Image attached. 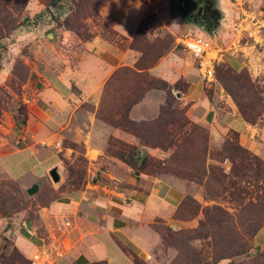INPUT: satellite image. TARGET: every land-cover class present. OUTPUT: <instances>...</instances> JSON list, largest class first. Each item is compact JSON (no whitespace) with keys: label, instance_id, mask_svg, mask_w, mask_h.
Segmentation results:
<instances>
[{"label":"crops","instance_id":"0c3cea01","mask_svg":"<svg viewBox=\"0 0 264 264\" xmlns=\"http://www.w3.org/2000/svg\"><path fill=\"white\" fill-rule=\"evenodd\" d=\"M217 1L221 19L212 32H201L180 18H173L178 23L176 26L197 30L209 37L219 62L236 71L246 68L253 77L264 75V0ZM244 8L253 12L260 22L255 32L250 23L240 27ZM154 10L143 0H108L100 14L122 41L128 43L141 21ZM244 28L248 30L243 31ZM67 36L60 41L65 46V57L47 44L54 53L27 82L35 96V106L26 121L25 137L11 150L0 153V172L17 180L22 188L40 183L52 167L61 166V154L71 155L69 148L60 153L62 141L68 137L71 142L82 145L89 176L80 188L66 191L60 198L39 206L29 219L30 230L25 226L28 219L17 224L9 231L11 241L27 260L43 244L58 242L63 256L55 264L100 261L134 264L123 246L152 264L155 250L161 244L157 224H169L173 220L176 207L187 193V184L168 174H136L132 166L106 153L110 137L129 144L138 142L132 134L95 116L107 80L121 67H135L138 53L100 34L88 40L75 38L68 32ZM189 56L191 60L181 59L172 50L149 68V72L167 83L184 79L188 83L185 97L191 103V117L215 132L236 131L240 143L253 150L254 127L237 113L228 99L217 104V98L211 100L205 94V84L192 63L195 60ZM193 79L202 81V90L195 99L190 90ZM216 95L222 97L220 92ZM163 101V90L147 91L129 109L128 116L135 121L150 118ZM85 104L91 107L86 108ZM39 142L44 144L38 145ZM24 151L27 153L23 157ZM217 264L227 263L221 260Z\"/></svg>","mask_w":264,"mask_h":264},{"label":"rangeland","instance_id":"374dc122","mask_svg":"<svg viewBox=\"0 0 264 264\" xmlns=\"http://www.w3.org/2000/svg\"><path fill=\"white\" fill-rule=\"evenodd\" d=\"M143 1L155 8L144 18L140 28V37L135 43L136 48L143 53L134 49L139 56L135 67H125L127 69L121 67L117 75L109 80L103 90V98L101 97L99 101L95 116L112 127L132 134L138 140L137 144H129L110 137L106 146L107 154L119 158L118 153L126 150L127 164L132 166L134 173L137 171L138 174L143 172L153 176L168 174L187 184L188 189L185 197L190 198L191 202L186 205V209L184 207L178 213L175 211L173 220L169 224H157L159 233L165 231H160L159 228H165L169 235L173 233L176 236L174 235V238L168 236L167 242L161 238V244L153 255L152 264H170L182 250H179V247L186 246L189 249H185L187 250V252L184 251L185 256L191 254L190 250L194 248L197 250L211 249L215 243L217 250L226 251L223 256L231 255V257L222 259L227 264H264V223L253 236H251V231L254 228L252 222L245 223L242 228L239 224V221H245L250 213L254 215L260 211L258 201L259 196L264 195V187L260 188L259 184L263 182L256 181L255 185L248 186L240 177H230L231 163L223 156L222 148L228 139H232L234 130L215 132L209 126L194 120L189 112L190 101L186 99L185 95L180 96L178 92L179 88H183L182 83H179V87L176 86L178 89L174 87L177 82L167 83L170 89H149V91L154 89L164 91V101L158 112L152 117L136 122L135 127L125 123L127 121L124 120L125 115L122 118L123 122L117 121L126 112L127 102L147 91L148 81L160 79L150 74L149 68H146L152 65L150 63L156 55L160 53L164 56L173 50L181 56V59L191 60L190 54L176 43L177 36L190 31L181 25L176 26L178 23L173 18L181 19V17L171 7L170 0ZM77 3L78 0L60 2L55 0H0V153L11 150L13 145H17L16 142L25 137L26 121L35 106V96L30 92L31 88L27 82L33 75H37L36 71L42 70L49 56L54 53L47 48V44L55 48L56 52L62 53L63 58L66 55V50L60 41L65 36L69 37L67 32L81 40L100 34L107 39L111 37L121 47L130 46L133 38L126 43L122 41L121 37L110 36L109 31L113 28L101 16V9L97 16L87 15L85 13L87 10L80 8ZM70 25L75 31L78 30V33L69 30ZM104 26H107V29H104ZM191 31H194L192 33L195 35L205 36L199 33L200 31L194 29ZM192 63L197 66L195 61ZM243 69L251 79L249 82L255 85L256 95L247 91L246 88L239 90L234 85L232 91L235 98L225 89L223 82L219 79L213 83H206L202 80L205 84L204 91L211 100L214 97L217 98V104L228 99L238 114H240L239 103L243 102H246L247 108L258 113L255 123H249L254 127L255 134L252 140L255 146L253 150L249 148L247 150L264 161V75L253 77L252 72L250 73L246 68ZM179 81L186 82L184 79ZM202 81L199 79L191 81L190 90L194 99L199 96L202 90ZM243 81L248 84V80ZM156 86L161 87V83L157 82ZM219 92L222 97L216 95ZM83 106L91 107L87 104ZM105 118L110 121H105ZM134 133H137L138 136ZM120 142L126 146L121 145ZM238 142L240 143L239 137ZM40 144L42 145L44 142H39L38 145ZM65 148L71 149V155L65 157L61 154L60 156L61 166L58 169L61 181L53 183L47 174L46 179L40 181L39 190L32 196L26 193V188H22L17 180L13 182V178L0 172V200L3 199V196L7 198L12 196L19 200L18 211L9 216H0V264H27L16 256V248L11 241L9 231L11 229L13 231L17 224H22V220L32 219L39 206L46 205L60 198L62 193L75 188V185H72L73 182L80 186L83 184L84 178H88L82 145L78 142H71L67 137L62 141L60 153L64 154ZM21 153L24 157L23 154L27 152ZM206 153V169L208 166H213L217 171L222 169L221 171L227 174L218 175L221 185L210 177L209 172L208 177H203L201 182L198 179L188 180L179 174L190 168L191 164H195L200 172V165L202 166V159ZM210 153L216 160L209 158ZM17 155L20 157L19 154ZM144 158H147V164L142 166ZM91 177L92 174H90ZM21 179L24 182L25 175ZM230 179L237 181L235 187L231 186ZM11 185L17 188L16 191ZM222 186L227 190L221 188ZM239 187H245L249 191L244 194L247 196L244 202L252 200L256 202L254 206H245L244 202L240 203L236 196L231 194V190H238ZM220 209L223 213H219ZM216 215L226 219L225 225L229 229L228 232H231L230 228H234V226L239 232L240 236L236 238L233 236L231 249L228 250L227 246L231 242L221 243L218 237L214 239L209 237L205 240L195 239L191 242L188 241L187 244L183 241L193 230L203 232L205 228L213 225ZM212 229H217V227ZM195 234L193 233L192 236ZM241 246L242 248L246 246L248 251L236 254V249L240 250ZM208 261L212 262L213 260L209 258Z\"/></svg>","mask_w":264,"mask_h":264},{"label":"trees","instance_id":"16d2710c","mask_svg":"<svg viewBox=\"0 0 264 264\" xmlns=\"http://www.w3.org/2000/svg\"><path fill=\"white\" fill-rule=\"evenodd\" d=\"M55 1L60 2V1H65V0H55ZM107 1L108 0H78L77 4H79V7L82 8L83 10L84 9L87 10V11H85V13L87 15L97 16L99 10L103 7V5ZM144 20L145 19H143L141 21L132 41L130 42L129 47L132 49H138V48H136L135 43L140 37V34H139L140 28L142 27V23L144 22ZM103 28L107 29V26H104ZM69 30H71V31L74 30L72 25H70ZM75 32L78 33V30H76ZM109 34H110V36L114 35V36L119 37L117 35V32L113 31L112 29L109 31ZM88 39L89 38H85L84 40H88ZM108 40L114 41V39H112L111 37H109ZM139 51L143 53V51H141V50H139ZM160 57H162V55L159 53V55H156V57H154L153 61L150 63L152 65L147 66L146 68H150L151 66H153ZM156 58H157V60H156ZM123 69H127V68L123 67ZM138 69H140V68H138ZM118 70L115 71V73H113V75L107 80L104 88H106V86L108 85L109 80L117 75ZM132 72L135 73V71H133V70H132ZM215 79H216V81H217V79L222 81L225 89L229 93H231L235 98H236V96L234 95V92L232 91V86H234V85H235V87H238L239 90L240 89L243 90V88H246L247 91L253 92L254 95L257 94V90L255 89V85H253L249 82V81H251V79H249V76L246 74V71L244 69L237 72L236 70L231 68L226 63L218 62L215 64ZM179 80L176 81L177 83L174 85V87L176 89H178L177 87H179L178 86L179 83H182L183 88H179L178 92L180 93V96H183L187 92L188 83H186L184 81H179ZM243 80H248V84ZM157 82L161 83V87L156 86ZM146 88H148V89H146L147 91H149L150 88H161V89L167 88V89H170L167 82L162 80V79H152V80L148 81ZM144 94L143 95L141 94L140 96L134 97V98L130 99L129 102H127L126 108H125L126 112L124 114H122L121 118H119L117 120L119 123L123 122L122 118L125 115L124 120H127V121H125V123L130 124L133 127H135V125L137 124L136 122H139V121L131 120L128 116V111L134 104H136L137 102H139L141 100V98L144 96ZM245 103L243 102L242 103L243 105L239 103V105H240L239 113L241 114L242 118L246 122H248L250 124H254L256 121V118L258 117V113H254L252 110L247 108ZM106 120L108 121L109 119L105 118V121ZM134 134L136 136H138L137 133H134ZM233 135L234 136L232 137V139H228L226 141V144L222 148V153L224 154L223 156L226 157V160H228L231 163V168L229 171L230 177H235V176L240 177L242 180H244L247 183L248 186L255 185L256 181L257 182L262 181L263 183L259 184V185H260V188L263 189V187H264V161L262 159L258 158L257 156L251 154L247 150V148L243 147L238 142V133L237 132L233 131ZM231 140H234V141H231ZM120 144L125 145L124 143H121V142H120ZM118 157L122 161H124L126 163L128 162L126 159V157H127V151L126 150H123L121 153H118ZM209 158L216 160V159L212 158L211 153H210ZM206 159H207V153L202 159L203 164H202V166L200 165V172H199V170L195 164L194 165L191 164L192 166L190 168L187 167L188 169L186 171L179 173L180 176L185 177L188 180H194V179L197 180L198 179V181L201 182L203 177H205V176L208 177V172H209L210 177L215 179L221 185V182L218 180V175H227V174L225 172L221 171L222 169H220V170L218 169V171H217L216 167H213V166H208V168L206 169V167H205V160ZM146 164H147V158H144L142 160V166H145ZM191 170L192 171L196 170V171L192 172ZM230 180H231V182H230L231 186L235 187L237 184V181L233 180V179H230ZM13 182H14V179H13ZM73 183H72V185H75V188H80L82 185L81 184L79 186V184H75V183L73 184ZM83 183H84V181H83ZM15 184H13V185H15ZM11 187L16 191L17 188H15V186L11 185ZM75 188H73V189H75ZM221 188L225 189L224 186H222ZM225 190H227V188ZM246 193H249V191H247V189L245 187L244 188L239 187L238 190H231V194L235 195L240 203H243L246 200L247 196L244 195ZM189 199L190 198L184 196V198L181 200L180 204L175 209L176 213H178L180 210L184 209V207L186 209V205H188L189 202H191V200H189ZM255 203L256 202H253L252 200H248V201L244 202V205L245 206L246 205H248V206L253 205L254 206ZM258 204L260 206L259 212H257V213L254 212L255 213L254 215H252L250 213L247 216V218L245 219V221L244 220L239 221L240 228H242L245 225V223L252 222L254 224V228L251 231V236H253L254 233H256V230H258L259 228H261L264 225V224L262 225V223H264V195L259 196ZM18 206H19V200H16L12 196H9V198L3 196V199L0 200V216H9L11 213L18 211ZM175 211H174V213H175ZM219 213H223L221 211V209L219 210ZM225 223H226L225 218H222V217H219L216 215V218H215V221L213 222V225H211L209 228H205L203 230V232L193 230L191 232V234L186 236V238L183 241L186 242V244H187L188 241L191 242L195 239L205 240L209 237H211L212 239L218 237L219 242H221V243L231 242V244L227 245L228 250H229V249H231V246L233 243V236L236 238L237 236H240V235H239V232H238V230H236V227L234 225H233L234 228L233 227L230 228L231 232H228L229 229H228L227 225H225ZM215 226L217 227V229H212ZM159 230L160 231L165 230L163 233H162V231L160 232L161 238L165 242H167L168 236H171V238H174L173 237L174 235L176 236V234H173V233L172 234L170 233L171 235H169V233L166 232L165 228L164 229L159 228ZM193 233H196V234L192 236ZM239 239L241 240V238H239ZM242 241H244V239H242ZM215 246H216V243H215V245H213V247H211V249H207V250H205V249L197 250L194 248V249L190 250L192 252L191 254H188L185 256H184V251L187 252V250H189V249H187L186 246H184V248L179 247V250L180 249H182V250H180L178 252L177 258L175 260H173L170 264H217L223 258L231 257V255L223 256L224 255L223 253H225L226 251H223L221 249L217 250L215 248ZM245 247L246 246H244V248H242V246H241L240 250L236 249V251H235L236 254L239 252L243 253V252L248 251L247 248H245ZM185 249H187V250H185ZM123 250L132 258L134 264H147L143 259H141L137 254H135L129 248L123 246ZM15 254L19 258V260H23L25 263L28 264L29 261L17 250V248L15 249ZM209 258H211V260H213V261L209 262L208 261ZM93 264H107V262L106 261H100V262H95Z\"/></svg>","mask_w":264,"mask_h":264},{"label":"built area","instance_id":"2783aa9c","mask_svg":"<svg viewBox=\"0 0 264 264\" xmlns=\"http://www.w3.org/2000/svg\"><path fill=\"white\" fill-rule=\"evenodd\" d=\"M243 14V21L240 27L250 23L252 32L260 28V22L253 12L246 10ZM243 31L248 29H242ZM194 31L181 33L176 37V43L187 51L197 63L198 72L206 83L216 82L215 64L219 62L210 39L205 36H198ZM258 33V32H257ZM253 37V35H251ZM66 225H69L67 222ZM48 244V245H47ZM43 244L29 259L28 264H55L63 256V250L58 242Z\"/></svg>","mask_w":264,"mask_h":264},{"label":"flooded vegetation","instance_id":"af4514ba","mask_svg":"<svg viewBox=\"0 0 264 264\" xmlns=\"http://www.w3.org/2000/svg\"><path fill=\"white\" fill-rule=\"evenodd\" d=\"M179 1L180 0H170V5L174 8V10H176L175 12L185 23L192 25L193 27H197V29L204 33H210L215 29L214 25L217 21L213 18L211 10L217 6V0H203L202 2L193 5L188 4L190 0H186L187 4L185 7L181 5V8H179ZM183 2L185 1H182V4ZM179 9L186 11L190 10V13L183 17L180 15Z\"/></svg>","mask_w":264,"mask_h":264},{"label":"water","instance_id":"95a60500","mask_svg":"<svg viewBox=\"0 0 264 264\" xmlns=\"http://www.w3.org/2000/svg\"><path fill=\"white\" fill-rule=\"evenodd\" d=\"M182 1H185L183 2L182 4ZM203 0H190L188 2V4L190 5H193V4H196V3H199V2H202ZM179 8H181L182 6L185 7V5L187 4V1L186 0H180L179 1ZM182 5V6H181ZM179 13L181 16L185 17L188 13H190V10L189 11H186V10H183V9H179ZM211 13L213 15V18L217 21L216 24L214 25L215 29L217 28V26L219 25V22H220V18H221V13L218 9V7L216 6L215 8H213L211 10ZM49 177L51 178L52 182L53 183H59L61 181V175H60V171L58 169L57 166H54L52 167L49 172ZM136 174H138V172H136ZM39 190V183H34L32 185H30L29 187L26 188V193L29 195V196H32L34 195L37 191ZM30 224H31V221L28 219L26 220L25 222V226L30 230L31 227H30Z\"/></svg>","mask_w":264,"mask_h":264}]
</instances>
